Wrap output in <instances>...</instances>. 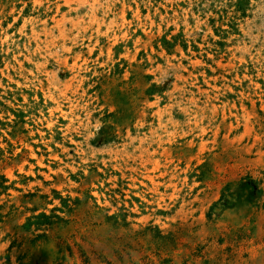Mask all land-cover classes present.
I'll use <instances>...</instances> for the list:
<instances>
[{
	"label": "rangeland",
	"instance_id": "1",
	"mask_svg": "<svg viewBox=\"0 0 264 264\" xmlns=\"http://www.w3.org/2000/svg\"><path fill=\"white\" fill-rule=\"evenodd\" d=\"M0 264H264V0H0Z\"/></svg>",
	"mask_w": 264,
	"mask_h": 264
},
{
	"label": "bare ground",
	"instance_id": "2",
	"mask_svg": "<svg viewBox=\"0 0 264 264\" xmlns=\"http://www.w3.org/2000/svg\"><path fill=\"white\" fill-rule=\"evenodd\" d=\"M163 1H164V0H163ZM196 63L199 64L200 62L198 61V62H196ZM72 66H73V65H72ZM28 148H29V147H28ZM30 148H31V147H30ZM32 153H33V152H32ZM32 155L35 156V154H32ZM37 160H38V163H39L40 167L43 166V164H44V163H43V159H42V158H38ZM58 161H59V160H58ZM59 162H60V161H59ZM51 164H52V163H51ZM30 172L33 173V169H31ZM57 173H58V172H57Z\"/></svg>",
	"mask_w": 264,
	"mask_h": 264
}]
</instances>
